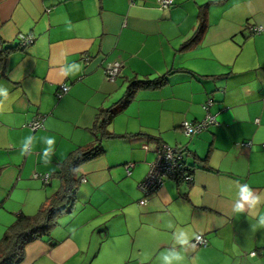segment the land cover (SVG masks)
<instances>
[{
	"label": "crops",
	"instance_id": "crops-1",
	"mask_svg": "<svg viewBox=\"0 0 264 264\" xmlns=\"http://www.w3.org/2000/svg\"><path fill=\"white\" fill-rule=\"evenodd\" d=\"M252 26L264 27V0H0V238L59 188L71 151L94 145L100 109L131 80L164 78L116 106V137L79 167L73 210L19 264H235L264 252V32ZM19 34L32 43L18 48ZM207 113L215 121L187 136L181 124ZM161 144L181 149L192 181L165 178L145 196ZM244 185L261 203L236 213ZM198 234L206 247L191 244Z\"/></svg>",
	"mask_w": 264,
	"mask_h": 264
},
{
	"label": "trees",
	"instance_id": "trees-1",
	"mask_svg": "<svg viewBox=\"0 0 264 264\" xmlns=\"http://www.w3.org/2000/svg\"><path fill=\"white\" fill-rule=\"evenodd\" d=\"M196 38V36H195ZM164 78L156 81L131 80L122 98L107 109L97 113L92 135L94 145L77 147L58 164L53 173L60 179L59 188L40 205L33 215L19 214L0 238V264H19L24 256L25 245L35 239L49 237L57 227L58 219L73 210L76 190L80 185L79 167L103 154L102 139L116 137L107 128L113 119L116 106L128 103L139 87L159 85Z\"/></svg>",
	"mask_w": 264,
	"mask_h": 264
},
{
	"label": "built area",
	"instance_id": "built-area-1",
	"mask_svg": "<svg viewBox=\"0 0 264 264\" xmlns=\"http://www.w3.org/2000/svg\"><path fill=\"white\" fill-rule=\"evenodd\" d=\"M157 3L161 8H168L173 4V0H157ZM250 30L253 33L264 32V27L262 26H252ZM33 39L30 36H25L23 34L18 35L17 47L22 49L27 45L31 44ZM121 71V64L119 62H112L105 67V73L107 78L114 79ZM61 93L67 90V86L63 85L60 87ZM60 95V93H59ZM211 101L203 104V108L208 110L211 105ZM215 121L214 116L209 113L206 117L199 122H183L181 124L184 133L187 136H191L207 125L212 124ZM40 125L39 118H35L31 122L32 128H37ZM132 164H126V172H130ZM192 171L193 169L185 161L181 149L171 147L166 144H161L156 150V158L154 162L150 165L149 171L145 176L144 180L140 183L139 189L146 196L151 194L156 188H158L165 178H171L182 182L192 181ZM38 177V176H36ZM49 175L45 174L42 176L43 182H48ZM140 204L144 203V199H141ZM193 246L196 247H206L208 245V240L203 235L198 234L195 236L194 240L191 242ZM254 252H252L253 254Z\"/></svg>",
	"mask_w": 264,
	"mask_h": 264
},
{
	"label": "clouds",
	"instance_id": "clouds-1",
	"mask_svg": "<svg viewBox=\"0 0 264 264\" xmlns=\"http://www.w3.org/2000/svg\"><path fill=\"white\" fill-rule=\"evenodd\" d=\"M0 94L2 95H7V89L5 88H0ZM48 142L54 143V141L50 138L48 140ZM261 203V197L259 195H254L251 188L247 185H244L242 187V191H241V201L236 203L234 206V211L236 213H240L243 212L245 210V205L247 204L249 206V208H255L258 204ZM258 226L264 228V215H260L258 218ZM181 243L187 244L188 243V238L187 236L185 237V239H183L181 241ZM253 255H255L253 253ZM183 257H181L180 255H176L175 259L180 260ZM166 260H168V257H165Z\"/></svg>",
	"mask_w": 264,
	"mask_h": 264
},
{
	"label": "rangeland",
	"instance_id": "rangeland-1",
	"mask_svg": "<svg viewBox=\"0 0 264 264\" xmlns=\"http://www.w3.org/2000/svg\"><path fill=\"white\" fill-rule=\"evenodd\" d=\"M255 249V248H254ZM254 254L250 253L249 255L244 256V260L241 262H236L235 264H264V252L254 250ZM248 258H251L249 262Z\"/></svg>",
	"mask_w": 264,
	"mask_h": 264
}]
</instances>
